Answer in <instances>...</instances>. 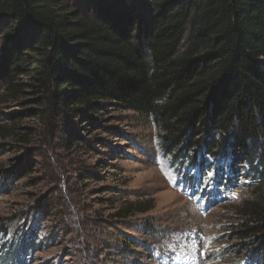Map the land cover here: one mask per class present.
Masks as SVG:
<instances>
[{
    "label": "trees",
    "instance_id": "obj_1",
    "mask_svg": "<svg viewBox=\"0 0 264 264\" xmlns=\"http://www.w3.org/2000/svg\"><path fill=\"white\" fill-rule=\"evenodd\" d=\"M0 39V89L31 92L59 135L112 104L151 120L175 170L244 167L254 198L239 234L247 264H264V0H0ZM36 232L6 239L1 225L0 264L23 263Z\"/></svg>",
    "mask_w": 264,
    "mask_h": 264
},
{
    "label": "rangeland",
    "instance_id": "obj_2",
    "mask_svg": "<svg viewBox=\"0 0 264 264\" xmlns=\"http://www.w3.org/2000/svg\"><path fill=\"white\" fill-rule=\"evenodd\" d=\"M33 97L0 89V176L31 163L11 185L0 178L6 239L37 226L21 264H247L239 231L254 196L244 167L211 159L175 170L151 120L112 104L59 135ZM140 205L151 209L119 214Z\"/></svg>",
    "mask_w": 264,
    "mask_h": 264
}]
</instances>
